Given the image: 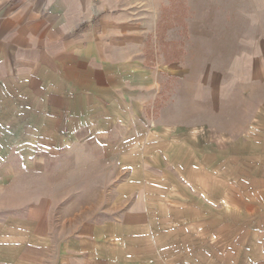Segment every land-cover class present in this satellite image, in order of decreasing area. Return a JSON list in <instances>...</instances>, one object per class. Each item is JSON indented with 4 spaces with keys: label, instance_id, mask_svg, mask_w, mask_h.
Wrapping results in <instances>:
<instances>
[{
    "label": "rangeland",
    "instance_id": "rangeland-1",
    "mask_svg": "<svg viewBox=\"0 0 264 264\" xmlns=\"http://www.w3.org/2000/svg\"><path fill=\"white\" fill-rule=\"evenodd\" d=\"M187 15L171 0L92 93L55 69L0 80V243L90 232L132 264H264V0Z\"/></svg>",
    "mask_w": 264,
    "mask_h": 264
},
{
    "label": "crops",
    "instance_id": "crops-1",
    "mask_svg": "<svg viewBox=\"0 0 264 264\" xmlns=\"http://www.w3.org/2000/svg\"><path fill=\"white\" fill-rule=\"evenodd\" d=\"M33 1L34 4L28 12L0 16V80H13L12 66L16 67L21 79L28 81H32L31 78L37 71L52 72L55 69L54 73L62 76L59 78L61 81L65 80L64 77L67 79L70 72L73 83L77 82V77L81 74L88 77L89 87L82 93H92L96 88L95 77L101 74V70L96 72L97 68L112 65L109 62L112 57L108 52L115 48L125 50L133 37L138 41L141 35L147 34V21L159 18L160 11L171 2ZM183 1L187 17L206 19L209 0ZM247 1L251 3V0ZM44 2L51 3L47 14L41 17L37 12L40 4ZM192 12L199 15H193ZM203 32L206 33V30ZM262 39L260 41L264 43V36ZM98 61L102 62L99 64ZM65 69L68 71L65 72ZM112 233L106 230L102 235H119L117 229L115 234ZM100 236L89 232L87 235L63 240L58 246L51 242L49 245L47 237H38L35 234H27L22 239L10 238L0 243V264H132V261L123 259L125 255L120 253L117 245L108 240L99 241ZM54 248L55 255L49 259L46 257L48 250Z\"/></svg>",
    "mask_w": 264,
    "mask_h": 264
}]
</instances>
